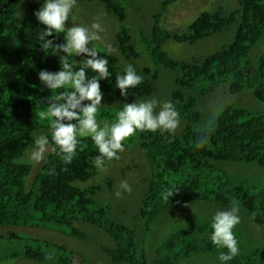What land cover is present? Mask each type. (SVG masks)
<instances>
[{
    "label": "trees",
    "instance_id": "obj_1",
    "mask_svg": "<svg viewBox=\"0 0 264 264\" xmlns=\"http://www.w3.org/2000/svg\"><path fill=\"white\" fill-rule=\"evenodd\" d=\"M18 1L0 0V227L50 229L80 241L86 240L87 235L73 226L87 224L102 231L113 242V249L102 250L110 263L148 264L146 252L138 241V227L113 221L108 206H95V196L102 190L101 186H76L98 174L93 160L99 153L91 138H81L77 155L67 165L50 150L31 185L33 188H26L25 180L32 167L20 159L34 148L38 136H47L51 147L48 121L41 120L38 113L47 108L43 101L52 93L40 82L38 73L41 70L60 71L59 55L64 54L55 56L53 48L44 52L40 47L43 42L39 35L45 26L39 23L34 12L44 0L28 4L20 22L15 21ZM99 2L105 5L110 16L125 21L126 7L121 3L115 0ZM176 2L164 0L162 12ZM239 4L240 8L231 13H226L223 7L200 13L182 34H172L160 26L161 12L154 17L148 36L141 35L139 43L145 46L153 68L136 70L143 80L136 88L128 90V96L150 97L154 82L159 78L157 68H163L174 76L175 84L167 101L174 104L180 120L185 123L181 133L174 136L159 131L135 134L149 167V179L134 222L142 224L146 234L154 229L163 213L174 207L203 202L225 208L233 200L239 202L251 222L264 229V188L234 178L219 166L226 162L264 166V54L255 63L249 60L251 50L264 35V0H239ZM232 25H236L232 42L200 62L175 61L163 50L170 40L195 44L221 34ZM64 35L54 34L45 39L61 44L65 42ZM116 40L124 60L132 62L140 58L128 29L122 28ZM99 55L108 60L111 74L108 79L99 81L102 100L121 96L115 78L123 75L126 67L122 68L119 58L113 54ZM70 60L74 70H78L80 66L74 65V56ZM87 75L91 78L96 73L88 69ZM68 90H57L56 94ZM245 91L252 93L261 105L260 111L225 106L215 116V130L208 143L198 148L201 129L197 124L203 115L197 104L215 93L224 96ZM117 113L99 110L97 120L112 123ZM52 169L55 175L49 174ZM105 184L111 188L110 180ZM176 188L177 194L166 202L161 193ZM210 225L191 222L177 227L155 248L156 262L181 264L200 255L219 260L220 252L227 249H217L212 243ZM8 240L22 241V237L15 233L0 236V263L6 258H23L36 264H86L71 252L48 242L24 239L20 249L8 250L7 246L3 247ZM48 256L51 259H47ZM223 263L264 264V252L239 250L235 258Z\"/></svg>",
    "mask_w": 264,
    "mask_h": 264
},
{
    "label": "rangeland",
    "instance_id": "obj_2",
    "mask_svg": "<svg viewBox=\"0 0 264 264\" xmlns=\"http://www.w3.org/2000/svg\"><path fill=\"white\" fill-rule=\"evenodd\" d=\"M36 0H19L15 21L20 22L28 4L34 3ZM126 7V19L121 22L110 16L103 3L99 0H83L76 1L66 27L84 26L91 30V25L99 23L104 29L98 33L101 40L93 41L88 45L89 48L94 47L98 53H108V48L114 50L111 54L119 58V65L127 67L131 65L135 70L144 68H153V63L145 50V46L141 43V35L148 36L153 24L154 17L162 12V3L164 0H115ZM223 7L226 13H231L240 8L239 0H177L171 4L165 12L163 11L160 19V26L165 28L172 34H182L188 30L189 24L202 12H214ZM128 29L132 43L140 53V58L136 61L124 60L119 52L116 34L122 29ZM236 31V25L226 28L221 34L196 42L195 44H178L173 40L168 41L163 50L168 56L175 61L192 62L202 61L209 55L222 50L228 46ZM261 54H264V35L260 41L254 46L249 55L251 63H255ZM87 56H74V65H79ZM158 80L154 82V91L148 98H137L134 96L111 97L102 100L99 110L108 111L111 114L117 113L123 108L125 103L141 102L149 98H156L160 102L167 101L175 89L174 76L167 70L158 67ZM216 94V93H215ZM212 94L205 96L203 101L197 104L198 111L203 115L197 128L201 129L210 117H215L225 106H235L251 109L259 112L261 105L258 104L252 96L251 92L245 91L236 95H220ZM159 109H157L158 111ZM103 125L106 121L97 120ZM108 122V121H107ZM111 123V122H109ZM185 123L180 120V125L175 134H180ZM125 150L119 153V159L104 163L103 168L98 169V174L93 178L76 183L77 187L88 188L90 186H101V191L95 196V206H108L109 217L115 221L123 223L130 227H138V241L142 244V248L146 252V262L148 264H158L154 254L158 244L166 238V236L174 231L177 227L191 222H212V217L217 211L228 210L232 206L221 207L214 203L193 202L172 208L163 213L154 229L146 234L143 231L142 224H136L134 217L137 214L141 200L147 191L149 179V167L143 152L140 150L136 135L124 141ZM32 149H29L21 162L27 163L32 167L30 175L26 178L27 190L33 188L36 175L41 171L43 161L34 163L30 159ZM50 151V150H49ZM45 153V158L49 154ZM44 158V159H45ZM220 168L232 174L234 178L246 180L257 188H264V166L256 164H241L234 162H226L219 164ZM110 180L111 188L105 184ZM127 181L131 186V193L122 192V198H117L115 193L122 191L119 187L122 181ZM28 183V187H27ZM33 183V184H32ZM240 223L233 229L238 239L239 250L244 252L258 249L264 252V229L251 222L247 213L239 207ZM75 228L81 230L87 235L86 240H76L57 231L50 229L25 228V227H0V236L15 233L22 237V241H6L4 242L7 249H20L24 246V239H36L40 242H48L50 244L61 247L67 252H71L73 256L84 260L86 264H112L108 261L102 251L103 248L113 249L114 244L111 239L102 231L87 224H74ZM78 262V260H75ZM0 264H36L23 258H6ZM52 264V263H47ZM181 264H224L208 255H200L192 257L187 262Z\"/></svg>",
    "mask_w": 264,
    "mask_h": 264
},
{
    "label": "clouds",
    "instance_id": "obj_3",
    "mask_svg": "<svg viewBox=\"0 0 264 264\" xmlns=\"http://www.w3.org/2000/svg\"><path fill=\"white\" fill-rule=\"evenodd\" d=\"M75 5L76 0H44L39 10L34 12L39 23L45 26L39 35L43 42L40 45L41 49L45 52L53 48V55L58 56V53L64 55H59L60 71L41 70L38 73L40 82L52 93L43 101L47 108L38 113L41 120L48 121L51 147L47 136H38L34 141L30 159L38 164L44 160L45 153L51 150L65 165L70 164L77 155L81 138H91L99 153L93 164L101 169L106 160L120 158L118 153L125 150L124 141L137 132L159 131L161 134L168 133L174 136L180 125V113L171 101L160 102L156 98H149L138 103H125L112 123L105 121L102 126L98 123L97 115L103 99L99 81L108 79L111 74L107 67L108 60L101 57L94 47L89 48L88 45L101 40L98 33L104 29L95 22L91 25V30L76 25L66 27ZM61 33L65 34L64 43L55 44L53 40L45 39ZM112 51L114 50L109 46V54ZM73 56L89 58L81 60L79 69L74 70L70 60ZM88 69L96 75L89 78ZM142 80V76L137 74L134 67L128 65L123 75L116 76V88L120 90L121 97L127 98L128 90L136 88ZM61 89L70 90L56 94L57 90ZM214 130L213 116L201 128L196 146L199 148L206 145ZM49 174L55 175V170H50ZM119 187L122 191L115 193L117 198H122V192L132 191L126 180L122 181ZM177 192L178 188L165 189L161 195L167 202ZM239 223V202L236 200H233L230 209L217 211L212 217L210 226L213 231L210 239L217 249H227L226 252L221 251L219 254L221 262L230 261L239 254L238 241L233 231ZM46 258L51 259V256Z\"/></svg>",
    "mask_w": 264,
    "mask_h": 264
}]
</instances>
